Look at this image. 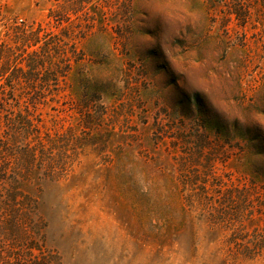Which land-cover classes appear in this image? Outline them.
<instances>
[{"label":"rangeland","instance_id":"obj_1","mask_svg":"<svg viewBox=\"0 0 264 264\" xmlns=\"http://www.w3.org/2000/svg\"><path fill=\"white\" fill-rule=\"evenodd\" d=\"M0 5V264H264V0Z\"/></svg>","mask_w":264,"mask_h":264},{"label":"trees","instance_id":"obj_2","mask_svg":"<svg viewBox=\"0 0 264 264\" xmlns=\"http://www.w3.org/2000/svg\"><path fill=\"white\" fill-rule=\"evenodd\" d=\"M72 11L75 12L76 8H73ZM2 16H3V7L0 5V19H1ZM23 32H24V34H22V36H23L24 40L27 41L28 39H33V37H36V38H34L36 43L40 41V37L41 36H40V34L37 31H33V32H25V31H23ZM0 57H1V54H0ZM28 67H29L28 72L32 74L33 73L32 70L35 69V66L33 64H31V63H28ZM9 69L10 68L6 66L4 69L0 70V78H2V79L5 78L6 74L10 71ZM21 69H22V71H24V68H21ZM11 75L15 76V74H13V72H11ZM11 78H12V76H11ZM19 264H21V263H19Z\"/></svg>","mask_w":264,"mask_h":264}]
</instances>
